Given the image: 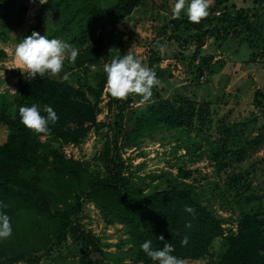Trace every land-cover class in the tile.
<instances>
[{
	"label": "rangeland",
	"instance_id": "rangeland-1",
	"mask_svg": "<svg viewBox=\"0 0 264 264\" xmlns=\"http://www.w3.org/2000/svg\"><path fill=\"white\" fill-rule=\"evenodd\" d=\"M46 1L16 0L14 12L0 2V49L7 53L0 60V112L8 113L14 102L20 100L19 81L32 78L26 70L18 69L21 66L14 59V48L20 39L32 33L38 12ZM174 2L139 0L130 16L97 33L102 38L99 45L105 47L100 66L77 72L65 59L61 72L53 77L65 80L66 73L75 88L76 99L94 103L96 98L87 85L95 87L105 75L103 66L113 58L109 50L112 48L114 55L133 52L142 64L155 71L158 81L148 101L140 103L139 95L135 94L133 110L143 114L161 101L177 102L184 109L192 106L208 112L209 119L202 129L196 117L190 128L160 126L142 132L134 145L122 144L119 152L124 162L123 174L131 182L126 195L140 198L173 188L189 189L221 221L224 239L238 232L247 213L256 215L264 228V109L255 102L258 90L264 89V59L254 58L260 53L257 48L262 41L244 30L239 37L231 32L225 39L222 36L231 23L214 20L223 13L233 17L236 13H260L262 22L256 25L263 32L264 0H209L208 15L204 18L212 22L205 27H216L218 32L207 37L201 47L193 38L197 32L173 27ZM181 18H187L183 12L178 19ZM2 27L7 33H2ZM37 33L49 37L48 27ZM159 41L162 47L155 46ZM99 101L97 121L101 125L112 123L105 92ZM128 111L124 113L123 123L129 127ZM226 128L228 139L223 135ZM108 134L107 127L93 130L78 145H64L50 133L33 135L48 149L79 161L93 174L106 176L108 166L103 161V150ZM6 136L5 129L0 127V144ZM181 170L189 171L191 177H180ZM79 223L98 239L105 252L117 253L130 246L126 227L111 222L91 203L85 206ZM226 250L225 241L217 240L212 255L187 264H219ZM83 258L81 243L68 241L30 253L17 264H81ZM102 264L135 263L104 261Z\"/></svg>",
	"mask_w": 264,
	"mask_h": 264
},
{
	"label": "trees",
	"instance_id": "trees-1",
	"mask_svg": "<svg viewBox=\"0 0 264 264\" xmlns=\"http://www.w3.org/2000/svg\"><path fill=\"white\" fill-rule=\"evenodd\" d=\"M0 2L5 9L15 11L16 0ZM138 2L47 0L38 12L32 32L48 27V38L62 39L78 49L76 60L67 61V64L77 72L88 70L103 62L105 47L99 45L102 38L97 33L130 16ZM214 20L221 24L231 23L222 36L225 39L231 32L239 37L243 30L257 37L262 42L257 48L260 53L254 58L264 59V30L262 32L257 26L262 22L260 13H236L235 17L223 13ZM211 22L209 18H202L199 23L176 18L172 25L177 30L197 32L193 38L201 47L207 37L218 32L216 27H205ZM2 28V33H7L5 27ZM222 37L217 39L222 40ZM176 40L180 42L179 38ZM155 46L162 47L163 43L156 42ZM6 56L7 53L0 49V60ZM112 56H115L114 50ZM98 81L95 87L87 85L96 98L93 103L76 99L75 88L68 80L37 75L26 82L19 81L17 93L20 100L14 102L8 113L0 112V127L7 133L5 141L0 144V201L8 205L2 211L9 215L13 229L8 239L0 240V264H17L30 253L68 241L80 242L83 246L81 264H102L104 261L153 264L139 247L145 240H151L153 247L171 244L172 254L183 259L184 264L212 255L217 240L225 241L227 247L219 264H264V228L256 215L244 214L238 232L224 239L221 221L189 189L173 188L140 198L126 195L131 182L123 174L124 162L119 152L122 144L134 145L142 132L160 126L177 130L190 128L196 117L201 121L202 129L209 113L195 110L192 106L184 109L177 102L161 101L151 105L145 113L138 114L131 107L135 94L114 98L105 89L106 76L102 75ZM104 92L109 99L108 112L112 114L113 121L101 125L97 114ZM255 102L264 109V89L258 90ZM33 103L49 105L56 112L58 120L49 125L47 133L64 145H78L91 131L107 127L109 134L103 161L108 166V174L100 176L89 172L79 161L48 149L33 135L34 132L26 129L20 123L18 109L21 105L31 106ZM127 110L131 122L129 127L123 123ZM223 135L228 139L229 129L226 128ZM179 175L184 179L191 177L189 171L181 170ZM89 203L111 222L126 227L130 240L127 250L117 253L103 251L98 239L81 226L79 218ZM185 206H190L193 213L185 212ZM186 224L190 226L186 227ZM161 236L163 240H159ZM184 236L188 237V244L182 247L180 240Z\"/></svg>",
	"mask_w": 264,
	"mask_h": 264
},
{
	"label": "clouds",
	"instance_id": "clouds-1",
	"mask_svg": "<svg viewBox=\"0 0 264 264\" xmlns=\"http://www.w3.org/2000/svg\"><path fill=\"white\" fill-rule=\"evenodd\" d=\"M41 2V0H40ZM42 3V2H41ZM209 0H175L171 7L173 19L179 18L181 12L191 23H199L208 15ZM113 52L112 49L109 50ZM78 56V49L66 41L58 38H48L33 31L30 35L20 39L14 48V59L27 74L35 78L47 73L55 76L62 70L65 59L74 62ZM22 70L23 73L25 71ZM103 71L106 75L105 89L117 99L136 94L140 97V103L148 101L152 95V88L158 83L155 71L142 64L141 60L130 50L115 55L110 63H105ZM63 79L67 80L65 73ZM45 113L46 115H43ZM20 123L28 130L37 134H46L49 125L55 124L58 116L49 105L31 106L21 105L18 109ZM8 205L0 201V240L8 239L12 235V226L9 215L2 211ZM184 211L193 213L190 206H185ZM190 225L186 224V227ZM163 240V237H159ZM188 244V237L180 240L183 247ZM141 251L153 264H184V260L173 255V246L164 243L162 247H153L151 240H145L140 244Z\"/></svg>",
	"mask_w": 264,
	"mask_h": 264
}]
</instances>
